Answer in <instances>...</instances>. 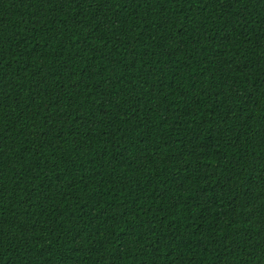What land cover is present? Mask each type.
I'll list each match as a JSON object with an SVG mask.
<instances>
[{
  "label": "trees",
  "instance_id": "1",
  "mask_svg": "<svg viewBox=\"0 0 264 264\" xmlns=\"http://www.w3.org/2000/svg\"><path fill=\"white\" fill-rule=\"evenodd\" d=\"M0 264H264V0H0Z\"/></svg>",
  "mask_w": 264,
  "mask_h": 264
}]
</instances>
